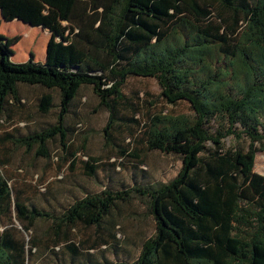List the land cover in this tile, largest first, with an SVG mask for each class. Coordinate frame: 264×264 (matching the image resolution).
<instances>
[{"label":"trees","instance_id":"16d2710c","mask_svg":"<svg viewBox=\"0 0 264 264\" xmlns=\"http://www.w3.org/2000/svg\"><path fill=\"white\" fill-rule=\"evenodd\" d=\"M0 11L52 31L44 62L32 52L13 62L18 37L0 34V117L22 100L21 84L58 92L56 122L14 139L28 150L37 145L35 155L49 157L46 142L55 137L65 146V119L82 86L109 110L105 131L115 107L126 103L130 76L156 78L167 103L186 100L192 110L154 113L144 124L149 150L182 161L166 183L103 189L50 214L14 198L0 170V221L8 225L0 232V264H27L14 220L25 230L37 219L51 221L54 245L65 242L75 256L72 228L101 227L135 194L147 199L154 233L133 261L104 264H264V175L254 171L255 153L264 150V0H0ZM53 98L42 94L38 109L47 112ZM211 121L217 125L210 130ZM229 135L245 137L247 148L226 147ZM84 163L93 174L95 165Z\"/></svg>","mask_w":264,"mask_h":264},{"label":"rangeland","instance_id":"374dc122","mask_svg":"<svg viewBox=\"0 0 264 264\" xmlns=\"http://www.w3.org/2000/svg\"><path fill=\"white\" fill-rule=\"evenodd\" d=\"M217 9L214 4L212 14H216ZM19 90L20 103L12 104L0 117V170L9 179L13 197L28 206L58 214L75 200L103 189L166 183L177 175L182 165L180 156L149 150L144 142L143 127L150 115L159 112L192 114L186 100L167 103L154 77H128L123 87L126 103L115 107L107 131L104 128L109 110L98 108L99 99L91 87L82 86L65 119L71 130L65 138V146L61 145L59 137L48 140L49 157L35 155L37 145L28 150L14 139L56 122L58 92L26 84L19 85ZM47 92L54 97L53 105L47 112H41L39 98ZM216 125L214 121L207 124L210 130ZM223 141L226 147L246 149L248 146L245 137L237 139L229 135ZM254 146L258 148L259 144ZM86 160L95 165L93 174L86 173ZM254 171L264 175V150L255 153ZM50 225L49 220L37 219L25 230L14 220L19 236L27 242V264L133 261L144 239L155 230L147 199L138 194L129 201L118 202L101 227L76 224L69 235V240L80 248L75 256L65 247V242L54 245L56 237L51 235ZM7 226L0 221V232ZM33 238H37L35 247L30 244Z\"/></svg>","mask_w":264,"mask_h":264},{"label":"crops","instance_id":"0c3cea01","mask_svg":"<svg viewBox=\"0 0 264 264\" xmlns=\"http://www.w3.org/2000/svg\"><path fill=\"white\" fill-rule=\"evenodd\" d=\"M62 23L66 24L65 22ZM0 34L6 38L18 37L17 41L10 45L12 49L11 60L26 61L31 52L36 61L44 62L46 60L47 46L52 37V31L49 27L42 24H32L18 17L5 19L0 11ZM54 40L60 41L61 38L55 36ZM63 43L67 44L68 41L65 40ZM16 49H19L17 53L14 52Z\"/></svg>","mask_w":264,"mask_h":264}]
</instances>
